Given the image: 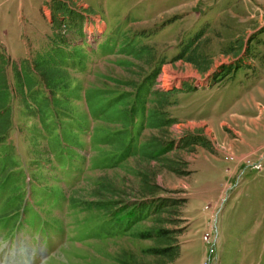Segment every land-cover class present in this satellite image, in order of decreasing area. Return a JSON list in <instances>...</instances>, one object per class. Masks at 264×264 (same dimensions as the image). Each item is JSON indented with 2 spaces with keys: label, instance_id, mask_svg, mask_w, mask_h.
Listing matches in <instances>:
<instances>
[{
  "label": "rangeland",
  "instance_id": "1",
  "mask_svg": "<svg viewBox=\"0 0 264 264\" xmlns=\"http://www.w3.org/2000/svg\"><path fill=\"white\" fill-rule=\"evenodd\" d=\"M136 33L155 59L118 64L132 58L112 47ZM0 43L11 120L0 140V264H264V201L236 193L264 161V144L238 146L237 118L254 113L241 100L264 102V0H0ZM55 68L48 83L40 73ZM88 87L139 96L121 153L92 143L96 127L123 128L93 118ZM153 112L164 125L148 126ZM160 197L184 200L160 213L179 231L173 262L143 255L157 243L132 234L162 225L159 214L125 231L127 206Z\"/></svg>",
  "mask_w": 264,
  "mask_h": 264
},
{
  "label": "trees",
  "instance_id": "2",
  "mask_svg": "<svg viewBox=\"0 0 264 264\" xmlns=\"http://www.w3.org/2000/svg\"><path fill=\"white\" fill-rule=\"evenodd\" d=\"M61 5V4H58ZM62 8V7H61ZM61 23V22H59ZM63 24V22H62ZM141 35L140 33H136L133 36L129 37L125 35V38L115 43L114 47H112V52H114L115 48L118 47V53H125L129 55L132 59H126L124 61L119 60L118 64H122L125 66H137V62H144L148 60V64H151L155 59L154 47L149 44H143L138 39ZM0 48L3 46L0 43ZM65 53L63 51L64 56ZM179 58L183 57V54L178 55ZM66 58V55L64 56ZM187 60L194 61L193 58L187 57ZM51 62H53L52 58H50ZM5 66V65H4ZM160 72L159 65L157 68L152 71V73L156 76ZM41 76L48 83L54 84L58 80V77L62 75L60 69H43ZM109 80L115 82L116 84H123L118 78L115 77H107ZM144 85L147 84L148 80H144ZM142 85V86H144ZM143 88V87H141ZM142 90V89H141ZM143 91V90H142ZM7 93V81L5 75L4 67H0V140L6 139L7 131L11 128V120L6 116L10 114V108L7 105L8 103V95L4 97L3 95ZM85 100L87 103V107L91 115L94 119L102 120L107 123L118 124L122 126L123 129H119L113 133H107L105 129L102 127H96L94 129V133L92 136V143L95 146L100 144H105L111 147V150L117 153H121V150L125 149L126 146L130 145V140H128V134H130L132 124L134 119L138 115V103L137 101L132 102L133 98H138V95H135L133 92H120L117 90L106 89L102 87H88L85 90ZM175 120V119H173ZM148 126L150 127H158L164 125V121H162L159 116L153 112L150 115V119L148 121ZM103 152V149H99ZM154 150L148 147H143L141 151V155L144 154L146 156H156L153 155ZM131 153H126L124 155L125 158L130 156ZM124 159V158H122ZM174 170H178L176 166H172ZM145 182L148 184L147 187L150 190H153L154 185L150 183L148 178H145ZM184 202V200H169L166 198H153V199H144L141 202L131 204L127 206L122 212H126L130 214L132 217L131 223L127 225L125 228L126 232L132 231L137 225L140 226L141 223L153 214H159L156 218L161 221L162 225L149 227L145 229H136L135 232L132 231L133 236L141 238V239H153L156 243V247H148L143 252L144 254L157 255L164 259L166 262H173L176 258H178L180 254V245L174 242L173 234L174 232H179L178 230H174L168 228L163 225V221H167L169 217H162L160 215L161 211L165 210L168 212V215H171L173 212V208L179 206V203ZM122 212L120 214H122ZM160 216V217H159ZM135 230V229H134ZM128 256L123 257V263L125 264H141L135 261L129 260ZM132 258V257H131ZM133 259V258H132ZM135 259V258H134Z\"/></svg>",
  "mask_w": 264,
  "mask_h": 264
},
{
  "label": "crops",
  "instance_id": "3",
  "mask_svg": "<svg viewBox=\"0 0 264 264\" xmlns=\"http://www.w3.org/2000/svg\"><path fill=\"white\" fill-rule=\"evenodd\" d=\"M256 91L260 93L264 98V83L256 88ZM241 106L247 107L251 111L254 110V113L251 112L249 115L237 114V118L240 122H244L245 132H241L243 135L242 145L238 144L240 149L247 148H255L264 144V102H260L258 100H241ZM258 111V112H256ZM244 120V121H243ZM235 174L239 173L241 170L240 166H236L234 168ZM264 170L256 171L252 168H247L244 177L242 178V182L236 188L240 196L245 192V189L253 190L255 204L260 203V199L262 197V201H264ZM242 190V192H240Z\"/></svg>",
  "mask_w": 264,
  "mask_h": 264
},
{
  "label": "built area",
  "instance_id": "4",
  "mask_svg": "<svg viewBox=\"0 0 264 264\" xmlns=\"http://www.w3.org/2000/svg\"><path fill=\"white\" fill-rule=\"evenodd\" d=\"M252 168L255 169V170H257V171H262V170H264V161H259V162L253 163ZM205 235H206V234H205ZM204 239H205L206 243H207L208 245H210L209 252H210L211 254H214V253H215V240L212 241L210 234H207V235L204 237ZM211 260H212V259H211ZM210 263H211V261H210Z\"/></svg>",
  "mask_w": 264,
  "mask_h": 264
}]
</instances>
